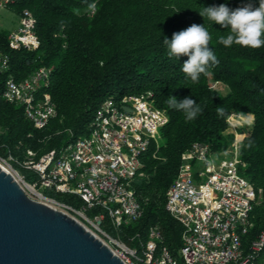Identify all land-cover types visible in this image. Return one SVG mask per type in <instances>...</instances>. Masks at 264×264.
<instances>
[{"label":"trees","instance_id":"trees-1","mask_svg":"<svg viewBox=\"0 0 264 264\" xmlns=\"http://www.w3.org/2000/svg\"><path fill=\"white\" fill-rule=\"evenodd\" d=\"M249 2L259 6V0H10L6 8L34 16L40 44L34 51L12 50V32L0 30V52L10 58L8 70L0 69V158L12 157L14 168L30 180L32 174L22 168L28 150L36 153V160L58 153L88 133L104 100L150 93L169 120L160 130L158 145L143 156L142 175L133 184L142 216L118 230L106 216L104 230L140 251L150 228L158 227L160 245L184 264L179 256L183 228L167 210V191L177 178L181 156L197 142L208 144L215 153L228 151L235 139L230 115L249 116L252 131L240 142L239 159L245 165L240 173L257 192L252 235L264 232V47L219 44L228 29L205 22L198 13L202 7L226 4L235 9ZM91 4L96 5L94 12ZM193 23L206 26L212 36L209 46L220 61L197 83L181 70L188 57L169 56L163 43ZM41 69L50 70L48 86L40 91L51 95L56 115L44 129H37L24 107L7 102L3 92L10 77L23 81ZM211 83L224 84L229 93L221 94ZM170 95L178 101L195 100L202 112L186 120L183 111L168 107ZM45 195L76 209L83 206L76 195L48 191ZM100 211L93 209L89 218Z\"/></svg>","mask_w":264,"mask_h":264},{"label":"built area","instance_id":"built-area-1","mask_svg":"<svg viewBox=\"0 0 264 264\" xmlns=\"http://www.w3.org/2000/svg\"><path fill=\"white\" fill-rule=\"evenodd\" d=\"M9 1L0 0V7ZM39 44L36 19L24 11L11 33L10 48L34 51ZM9 64V55L0 52V69L7 71ZM49 78V69L23 81L10 77L3 92L7 102L24 107L26 118L37 129H44L56 115L51 95L40 91L48 86ZM150 97V93H142L119 101L104 100L85 136L38 160L34 151H27L22 168L32 174L30 180L14 169L11 174L28 197L77 219L125 264H180L160 245L158 227L150 228L140 251L104 230L106 216L115 230L142 216L133 184L142 175L143 156L153 144L158 145L160 130L169 120ZM238 117L232 113L229 123L237 126L232 119ZM247 132L235 129V142L224 153L212 152L208 144L197 142L181 156L177 178L167 191V210L183 228L179 256L184 264H264V232L252 235L257 192L240 173V167H245L239 159L240 142ZM0 159L13 162L12 157ZM46 191L76 195L83 206L76 209L60 204L47 197ZM95 208L101 211L89 218Z\"/></svg>","mask_w":264,"mask_h":264},{"label":"water","instance_id":"water-1","mask_svg":"<svg viewBox=\"0 0 264 264\" xmlns=\"http://www.w3.org/2000/svg\"><path fill=\"white\" fill-rule=\"evenodd\" d=\"M0 264L125 263L77 219L28 197L0 166Z\"/></svg>","mask_w":264,"mask_h":264},{"label":"clouds","instance_id":"clouds-1","mask_svg":"<svg viewBox=\"0 0 264 264\" xmlns=\"http://www.w3.org/2000/svg\"><path fill=\"white\" fill-rule=\"evenodd\" d=\"M89 9L94 12L96 5H89ZM198 13L205 22L211 21L228 29L227 36L219 38V44L225 47L236 44L252 49L264 47V0H259L258 7H254L251 2L235 9L220 4L202 7ZM211 40L212 36L205 25L193 23L182 31L174 32L171 40L165 38L163 43L168 48L169 56L188 57L181 70L193 83H197L202 74L209 75V68L220 62L209 46ZM166 103L169 108L183 111L188 121L194 120L202 112L200 105L188 97L178 101L175 96L170 95Z\"/></svg>","mask_w":264,"mask_h":264},{"label":"rangeland","instance_id":"rangeland-1","mask_svg":"<svg viewBox=\"0 0 264 264\" xmlns=\"http://www.w3.org/2000/svg\"><path fill=\"white\" fill-rule=\"evenodd\" d=\"M21 19V15H17L16 13H14L12 10L6 8L5 6L0 7V30L2 29H7L10 30L11 32H13L14 30L17 29L19 22ZM211 86L214 90L220 92L223 95H226L229 93V88L227 86H225L222 83H211ZM237 116H239V120H235L236 122H238V125H232V131H234L235 129L238 130L239 133L242 132H247L245 135H249L252 131V127H251V123H252V119L249 116H243L241 114L235 113ZM230 121V118H229ZM235 142V139H234ZM231 153L227 154V157H230ZM0 166L5 169L8 170L10 173H12V169L16 170L21 176H23V172L21 169H15L13 162L11 160H6V163H4L1 159H0ZM59 209V208H57ZM78 218V217H77ZM79 219V218H78Z\"/></svg>","mask_w":264,"mask_h":264},{"label":"bare ground","instance_id":"bare-ground-1","mask_svg":"<svg viewBox=\"0 0 264 264\" xmlns=\"http://www.w3.org/2000/svg\"><path fill=\"white\" fill-rule=\"evenodd\" d=\"M5 171L9 172L8 170H5Z\"/></svg>","mask_w":264,"mask_h":264}]
</instances>
